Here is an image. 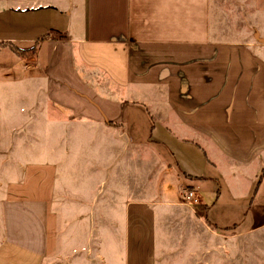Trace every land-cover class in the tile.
I'll list each match as a JSON object with an SVG mask.
<instances>
[{"label":"crops","instance_id":"crops-1","mask_svg":"<svg viewBox=\"0 0 264 264\" xmlns=\"http://www.w3.org/2000/svg\"><path fill=\"white\" fill-rule=\"evenodd\" d=\"M229 1L0 0V45L29 50L0 48V158L19 110L50 109L102 129L127 156L150 150L196 192L191 208L209 224L263 228L264 0ZM104 154V193L91 181L84 196L67 169L84 173L78 158L99 152L19 153L0 204V264H78L86 256L68 223L83 207L105 223L94 264H157L144 183Z\"/></svg>","mask_w":264,"mask_h":264},{"label":"rangeland","instance_id":"rangeland-1","mask_svg":"<svg viewBox=\"0 0 264 264\" xmlns=\"http://www.w3.org/2000/svg\"><path fill=\"white\" fill-rule=\"evenodd\" d=\"M229 3L232 4L233 0ZM18 114L17 122L10 124L5 134H2L0 204L6 194L7 176L14 172L15 162L20 160L19 153H22V160L36 161L40 159L41 152L47 149L48 158L54 161L62 150L91 149L99 152L101 156L78 158L81 162L78 164L84 166V173L80 167L75 171L72 167L67 169L70 179L75 173V186L78 187L75 192L87 196L91 181L92 185L97 184L95 188L98 194L104 193L103 161L106 160L104 153L108 152L109 164L118 167L119 171L121 167L128 166L125 174L129 172L131 180L139 178V182L144 183L145 201L154 206L157 216V264H264V227L253 233L239 234L234 229L221 230L206 222L183 203L182 194L187 188L186 183L166 165L161 164L159 168L150 150L137 149L140 157L133 154L136 149L135 152L129 150L127 156L123 146L102 129L74 123L67 115H57L50 109L27 108L19 110ZM137 164L138 175L133 172ZM60 175H64V171H60ZM256 187L257 181L250 190L251 198ZM256 207V212L263 215L264 186ZM80 211L83 214L81 219L68 223L70 230L74 231L71 234L75 235L76 245L86 256L78 264H94L98 257H93L89 248L100 244L98 234L104 233L105 223L92 222L88 209L84 207Z\"/></svg>","mask_w":264,"mask_h":264},{"label":"built area","instance_id":"built-area-1","mask_svg":"<svg viewBox=\"0 0 264 264\" xmlns=\"http://www.w3.org/2000/svg\"><path fill=\"white\" fill-rule=\"evenodd\" d=\"M183 203L188 207H194L199 205L200 198L196 192L190 188H186L182 194Z\"/></svg>","mask_w":264,"mask_h":264},{"label":"trees","instance_id":"trees-1","mask_svg":"<svg viewBox=\"0 0 264 264\" xmlns=\"http://www.w3.org/2000/svg\"><path fill=\"white\" fill-rule=\"evenodd\" d=\"M3 46H9L14 52H16V53H17L18 55H20V56H23L26 52L29 51V50H28V51H27V50H21V49H19L18 47L12 45V44H6V45L1 44V45H0V48L3 47ZM36 50H37L36 46L30 49V51H31L32 53H36ZM263 176H264V170H263V172H262V174H261V178H262Z\"/></svg>","mask_w":264,"mask_h":264}]
</instances>
